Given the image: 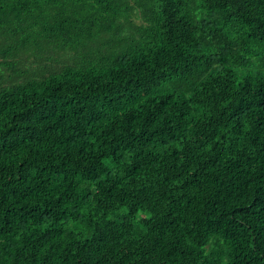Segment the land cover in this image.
<instances>
[{
  "label": "trees",
  "instance_id": "16d2710c",
  "mask_svg": "<svg viewBox=\"0 0 264 264\" xmlns=\"http://www.w3.org/2000/svg\"><path fill=\"white\" fill-rule=\"evenodd\" d=\"M0 56V264H264V0H0Z\"/></svg>",
  "mask_w": 264,
  "mask_h": 264
},
{
  "label": "rangeland",
  "instance_id": "374dc122",
  "mask_svg": "<svg viewBox=\"0 0 264 264\" xmlns=\"http://www.w3.org/2000/svg\"><path fill=\"white\" fill-rule=\"evenodd\" d=\"M137 22L140 21L139 18H135ZM47 45V44H46ZM44 51H38L35 48H30L28 50H24L20 53V68L22 71L29 70L30 73L36 72L37 75H43L47 67H51L53 65L65 64L70 57H68V51L66 48L56 47V48H47L44 47ZM39 52H43L42 54ZM51 57V58H50ZM3 57L0 56V59ZM63 62V63H62ZM27 75H23V77L19 79H24Z\"/></svg>",
  "mask_w": 264,
  "mask_h": 264
}]
</instances>
